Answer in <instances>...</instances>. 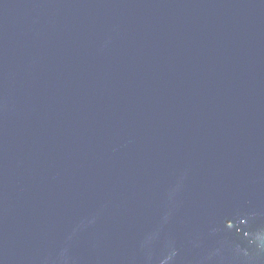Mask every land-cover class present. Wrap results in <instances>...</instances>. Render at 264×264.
<instances>
[{"label": "water", "instance_id": "95a60500", "mask_svg": "<svg viewBox=\"0 0 264 264\" xmlns=\"http://www.w3.org/2000/svg\"><path fill=\"white\" fill-rule=\"evenodd\" d=\"M0 264H264V0H0Z\"/></svg>", "mask_w": 264, "mask_h": 264}]
</instances>
